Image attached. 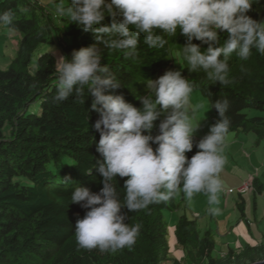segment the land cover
<instances>
[{
	"label": "trees",
	"instance_id": "1",
	"mask_svg": "<svg viewBox=\"0 0 264 264\" xmlns=\"http://www.w3.org/2000/svg\"><path fill=\"white\" fill-rule=\"evenodd\" d=\"M56 0H0V12L14 13L12 26L19 35L18 43L6 69H0V264H252L264 259V236L249 234L252 224L243 222L244 236L249 241L216 250L211 229H199L198 213H182L168 232L164 211L186 207L182 192L167 204H153L138 212L121 209L128 225L139 224L135 245L116 252L79 249L74 236L78 218L87 209L71 203L76 187L98 193L103 177L98 168L103 157L96 151L99 132L94 128L99 119L92 111L93 98L86 95L84 102L69 99L54 101L58 75L57 57L43 50L56 47L61 56L71 59L73 50L96 43L91 32L57 16ZM247 13L254 20L264 21V0H252ZM67 5V0H66ZM110 19L105 23L110 24ZM226 33H221V44ZM135 59L120 50L104 49V60L120 81L121 87L111 94L123 95L134 107L142 105L138 97L148 95L147 80H156L173 69L175 53L185 44L178 34L169 37L165 49H149L142 43ZM199 44V41H193ZM207 45L202 46L206 50ZM182 75L194 85V90L209 103L210 126L219 119L211 105L227 99L226 113L231 124L229 133L243 132L255 135V145L264 139V54L255 49L247 60L233 55L229 60L231 83L220 85L209 80L203 71L190 73L180 56ZM257 114L249 116V112ZM155 122L152 135H158ZM147 134V133H145ZM193 138V149L186 156L191 159L199 149ZM153 149L157 145H152ZM90 174H89V171ZM117 177L113 184L123 200L124 182ZM251 191L262 194L264 184L252 177ZM238 194L234 205L239 218H246L248 201ZM256 207L253 200V209ZM213 218V214H210Z\"/></svg>",
	"mask_w": 264,
	"mask_h": 264
},
{
	"label": "clouds",
	"instance_id": "2",
	"mask_svg": "<svg viewBox=\"0 0 264 264\" xmlns=\"http://www.w3.org/2000/svg\"><path fill=\"white\" fill-rule=\"evenodd\" d=\"M252 6V0H67V5L66 0H56V15L91 32L96 41L73 50L71 59L60 56L55 65L58 83L54 101L63 103L71 98L83 103L90 95L91 109L99 115L94 128L100 135L96 151L103 157L98 168L103 187L98 193L84 187L71 193V203L88 210L75 225L79 249L102 253L131 249L140 225L126 224L121 209L138 212L153 204H167L180 192L189 200L205 194L209 213L217 214L219 210L212 206L218 203L222 190L219 174L226 164L223 151L231 124L226 115L229 101L220 99L212 104L220 119L207 135L197 139L199 151L188 159L186 153L192 151L199 127L194 120L200 106L191 104L194 85L181 71L168 70L145 82L148 95L138 97L141 108L134 107L123 95L111 94L121 83L109 65L102 63L101 45L135 59L141 37L149 49H165L168 38L180 34L185 44L179 46V54L188 71H203L207 79L227 85L231 83L229 60L233 55L247 60L253 49L264 54V21L247 15ZM13 22L11 10L0 12V26H12ZM221 33H226L222 44ZM165 113L159 134L153 136L155 122ZM117 177L128 178L123 200L113 184ZM251 180L238 186L248 183L250 187L238 194L251 191ZM227 191L223 195L235 192Z\"/></svg>",
	"mask_w": 264,
	"mask_h": 264
},
{
	"label": "rangeland",
	"instance_id": "3",
	"mask_svg": "<svg viewBox=\"0 0 264 264\" xmlns=\"http://www.w3.org/2000/svg\"><path fill=\"white\" fill-rule=\"evenodd\" d=\"M18 33L11 31L6 26H0V69H6L11 56L14 54V50L18 43ZM53 52L57 60L61 56L56 52V47H42L36 55L41 51ZM174 71H182L180 57L178 53H175ZM191 104L200 106L196 112L194 120L195 124H199L197 131L194 134L195 138L199 141L205 135L208 134L210 128V114L211 108L209 103L204 100L197 91H193L191 96ZM142 105L140 106V108ZM257 111L249 112V116L257 114ZM256 137L252 133H230L226 136L223 155L226 157V164L219 174V178L222 181V190L218 193V203L212 207L217 208L219 211L217 214H213V218L208 211L209 204L208 198L205 194L200 193L194 195L192 199H186V207L179 205V208L175 211H164V217L168 221V232L175 225L178 216L182 213L190 214V212H196L200 215L198 219L199 229H211L214 234V240L216 243V250L221 247L222 243L226 240H231L233 235H229V232L233 233V229L236 228V223L239 218V212L235 209L234 203L238 199L237 187L241 181L245 180V177H257L260 182L264 184V139L259 145H255ZM234 167V169H232ZM232 188L235 190L233 194L227 196L223 195V191ZM245 198L248 201L247 213L250 219H254L253 200L257 204V227L258 230L264 236V191L262 194H256L253 199V195L246 194ZM226 199V200H225ZM226 201V202H225ZM232 230V231H231ZM227 232V237H223ZM234 234V233H233ZM244 243V241L242 240Z\"/></svg>",
	"mask_w": 264,
	"mask_h": 264
},
{
	"label": "crops",
	"instance_id": "4",
	"mask_svg": "<svg viewBox=\"0 0 264 264\" xmlns=\"http://www.w3.org/2000/svg\"><path fill=\"white\" fill-rule=\"evenodd\" d=\"M196 139H198V138H196ZM198 140H199V139H198ZM232 169H234V167H233ZM250 179H251V178H248V177L246 176L244 181H250ZM244 181H241V183L244 182ZM241 183H240V184H241ZM240 184H239V185H240ZM225 200H226V199H225ZM225 202H226V201H225ZM234 206H235V205H234ZM257 208H258V207H257V204H256V207H255V209H254L255 212H254V219H253V220L249 218L247 212H246V214H245L246 218H245V217H244L243 219L238 218V221H237V223H236V228L233 229V233H234V234H233L232 232H229V235H233L234 238L231 237V240H230V241H229V240H226L225 243H222L220 249L226 250V249H228V247H231V246H233V245H237V244H239V243H243L242 240H243V241H249L250 237H248L247 235L244 236V234H243V231L246 233V231L243 230V229H244V228H243V222H246L245 219H247L249 223H250V222H256V225H257V221H258V219H257V215H256ZM235 209H236V207H235ZM246 223H247V222H246ZM255 227L257 228V226H254V224H252V226L250 227L251 230L249 231V234H250L252 237H254V236L258 237V232H256V231L254 230ZM231 231H232V230H231ZM223 237L228 238V237H227V232H225V234H224Z\"/></svg>",
	"mask_w": 264,
	"mask_h": 264
},
{
	"label": "built area",
	"instance_id": "5",
	"mask_svg": "<svg viewBox=\"0 0 264 264\" xmlns=\"http://www.w3.org/2000/svg\"><path fill=\"white\" fill-rule=\"evenodd\" d=\"M249 189H250L249 184L248 183H243L240 187L237 188V192L244 193V192H246ZM227 192L231 193V192H233V190L229 189Z\"/></svg>",
	"mask_w": 264,
	"mask_h": 264
},
{
	"label": "water",
	"instance_id": "6",
	"mask_svg": "<svg viewBox=\"0 0 264 264\" xmlns=\"http://www.w3.org/2000/svg\"><path fill=\"white\" fill-rule=\"evenodd\" d=\"M252 264H264V259L263 260H260V261H257V262H254Z\"/></svg>",
	"mask_w": 264,
	"mask_h": 264
}]
</instances>
